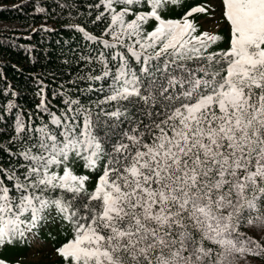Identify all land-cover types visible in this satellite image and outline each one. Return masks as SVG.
Here are the masks:
<instances>
[{"label": "snow or ice", "instance_id": "snow-or-ice-1", "mask_svg": "<svg viewBox=\"0 0 264 264\" xmlns=\"http://www.w3.org/2000/svg\"><path fill=\"white\" fill-rule=\"evenodd\" d=\"M177 2L100 0L93 23L106 21L111 40L78 26L108 50L96 57L101 74L88 77L108 94L95 111L66 100L61 115L42 97L50 120L38 128L17 118L22 150L9 155L22 163L11 174L0 167V249L58 223L72 232L56 249L63 264L264 256V243L240 232L264 228V0H218L225 49L202 30L210 0L166 18Z\"/></svg>", "mask_w": 264, "mask_h": 264}, {"label": "trees", "instance_id": "trees-1", "mask_svg": "<svg viewBox=\"0 0 264 264\" xmlns=\"http://www.w3.org/2000/svg\"><path fill=\"white\" fill-rule=\"evenodd\" d=\"M205 2L178 0L166 18L179 19L191 7ZM98 3L100 0H0V167L9 170V174L22 163L17 156L9 155V149L17 154L22 150L19 141L13 142L17 118L33 129L49 123L48 115L37 107L42 97L51 111L61 115L66 100H79L95 111L108 94L104 81L88 79L101 74L96 57L100 51L108 50L85 40L78 31V26L84 27L97 37L111 40L110 36H103L106 21L93 23L102 11V6L95 7ZM221 23L215 31H207L220 35L218 46L225 49L229 28ZM202 30H206L203 25ZM86 56L92 62L81 59ZM100 107L112 110L108 104ZM82 163L77 161L72 165L77 174L88 173ZM94 181L95 177L90 187ZM240 232L245 238L264 243V228L259 223H243ZM71 238L72 232L67 226L53 223L40 230L35 238L0 249V259L7 264H63L56 249ZM34 239L49 247L43 255L47 260L22 261L21 257L33 253L35 247L31 241ZM234 264H264V256L241 255Z\"/></svg>", "mask_w": 264, "mask_h": 264}, {"label": "rangeland", "instance_id": "rangeland-1", "mask_svg": "<svg viewBox=\"0 0 264 264\" xmlns=\"http://www.w3.org/2000/svg\"><path fill=\"white\" fill-rule=\"evenodd\" d=\"M212 4L215 5V12L214 14H209L208 16H205L202 20V25L204 29L206 30H216L222 26L223 23H221V20L219 19V13H220V7L218 0H210ZM213 15L215 16V19H213ZM33 243V244H32ZM31 244L35 247L32 251L33 253L29 252L26 256L21 257L23 258L22 261H38V260H47L46 258H43L44 252L49 249V247H45L44 245H40L38 241L35 239L31 241ZM37 250V251H36Z\"/></svg>", "mask_w": 264, "mask_h": 264}, {"label": "bare ground", "instance_id": "bare-ground-1", "mask_svg": "<svg viewBox=\"0 0 264 264\" xmlns=\"http://www.w3.org/2000/svg\"><path fill=\"white\" fill-rule=\"evenodd\" d=\"M86 11V10H85ZM88 13V12H87Z\"/></svg>", "mask_w": 264, "mask_h": 264}, {"label": "clouds", "instance_id": "clouds-1", "mask_svg": "<svg viewBox=\"0 0 264 264\" xmlns=\"http://www.w3.org/2000/svg\"><path fill=\"white\" fill-rule=\"evenodd\" d=\"M215 31V30H214Z\"/></svg>", "mask_w": 264, "mask_h": 264}]
</instances>
